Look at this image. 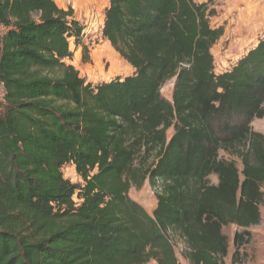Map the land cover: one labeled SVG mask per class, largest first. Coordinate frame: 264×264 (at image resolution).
<instances>
[{
  "label": "trees",
  "instance_id": "16d2710c",
  "mask_svg": "<svg viewBox=\"0 0 264 264\" xmlns=\"http://www.w3.org/2000/svg\"><path fill=\"white\" fill-rule=\"evenodd\" d=\"M213 13L109 0L101 34L133 72L93 82L67 61L85 29L72 9L0 0V264H180L171 234L189 264H224L227 225L232 264H247L264 203V134L251 128L264 117V36L216 73ZM146 180L152 214L128 195Z\"/></svg>",
  "mask_w": 264,
  "mask_h": 264
},
{
  "label": "rangeland",
  "instance_id": "374dc122",
  "mask_svg": "<svg viewBox=\"0 0 264 264\" xmlns=\"http://www.w3.org/2000/svg\"><path fill=\"white\" fill-rule=\"evenodd\" d=\"M56 4L64 9L73 10L74 16L85 26L83 42L74 47L70 43L73 52L72 57L67 59L79 74L87 80L96 82L108 80L115 76H125L133 72V68L119 55L117 50L101 34L104 11L109 0H54ZM198 3L205 2L207 7L213 10L209 17L213 28L221 27L222 35L216 40L211 48L214 58V70L221 73L242 57L258 40L264 36V0H196ZM4 29L0 27V37ZM175 78L168 80L161 88V95L171 101ZM4 94L3 86L0 84V101ZM251 128L264 134V117L253 119ZM173 129L167 131L170 138ZM219 156L235 160L239 170L242 165L238 158L224 151H219ZM63 175L71 182H81L74 167L67 164L63 167ZM209 180L212 184L217 183L215 175ZM264 192V183L261 186ZM128 195L139 203L149 214L156 207L155 189L146 180L140 188L132 187ZM261 221L258 225L251 226V239L242 248V261L247 264H264V203L259 206ZM238 230L235 225L223 227V233L229 238L228 255L224 264H232V253L234 247L232 238ZM171 240L180 264H189L185 258V244L175 234H171ZM149 264H156L154 261Z\"/></svg>",
  "mask_w": 264,
  "mask_h": 264
}]
</instances>
